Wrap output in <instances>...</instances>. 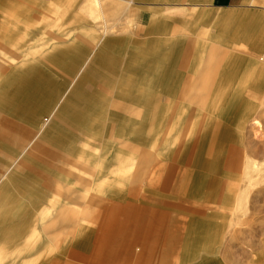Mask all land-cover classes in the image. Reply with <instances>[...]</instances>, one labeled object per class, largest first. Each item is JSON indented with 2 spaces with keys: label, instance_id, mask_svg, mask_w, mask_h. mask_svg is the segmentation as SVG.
I'll return each instance as SVG.
<instances>
[{
  "label": "rangeland",
  "instance_id": "374dc122",
  "mask_svg": "<svg viewBox=\"0 0 264 264\" xmlns=\"http://www.w3.org/2000/svg\"><path fill=\"white\" fill-rule=\"evenodd\" d=\"M106 1H101L103 13L98 16L89 13V1L70 0L67 7L78 16L70 33L87 28L97 37L102 21L109 18L115 26L106 38L117 41L114 48L121 50L120 68L126 66L124 61L133 50L146 48L149 39L170 44L181 39L189 42L187 36L196 35L202 50L220 51L221 56L231 52L236 63L243 59L237 78L230 79L221 97L225 100L221 103L231 107L219 117L196 101L195 86L180 94L181 88L173 83L182 79L179 55L163 56L153 75L157 86L143 85L150 81L139 78L150 79L146 77L148 59L155 58L146 54L140 57L144 71L99 73V83L104 85L94 80L79 88L73 103L59 105L74 89L73 81H84L82 72L74 79L95 44L84 47L82 62L66 70L62 63L48 61L47 53L37 47L44 35L66 40V35L60 37L52 28H70L59 15L64 5L51 14L31 11L20 0H0V264H161L159 260L167 257H161L168 248L167 232L177 218L187 220L189 228L177 238V255L163 264H264V92L260 86L237 92L245 64L253 61L264 67V55H256L250 46H236L242 43L240 39L213 29L207 17L191 13L189 6L159 7L165 13L151 20L160 23L150 24L146 13L150 6L137 3L132 23L120 16L119 7L107 10ZM14 26L21 29L11 30ZM218 32L224 37H218ZM186 50L183 67L191 69L195 48ZM23 60L31 61L32 71L53 78L57 86L52 88L58 90L53 101L52 95L30 86L25 72L14 71ZM261 84L264 88V78ZM247 105L244 113L249 117L243 125L245 119L233 118ZM58 107L66 119L59 118L64 126H51L50 116ZM221 130H227L226 134L220 135ZM154 169L168 170L171 176L162 175L165 182L151 189L143 173ZM102 174L125 175L126 180L109 192L98 185L107 184L99 178ZM172 174L184 175L182 184L191 176L188 184L195 188L190 192L185 181L186 188L172 189ZM203 181L204 187L200 186ZM124 206L136 212V234L142 239L126 241L120 253L90 261L87 257L95 249L94 238L103 222L133 216L113 209ZM84 208L89 213L83 214ZM143 209L151 214L138 213ZM64 217L72 221L64 231L58 230ZM117 227L112 223L106 231ZM144 227L148 229L142 232ZM191 227L195 230L187 233ZM205 231L209 238L199 239ZM67 232L72 234L70 241ZM82 233L93 240L86 246L76 245L77 253L68 256ZM149 248L156 251L157 263L149 260Z\"/></svg>",
  "mask_w": 264,
  "mask_h": 264
},
{
  "label": "crops",
  "instance_id": "0c3cea01",
  "mask_svg": "<svg viewBox=\"0 0 264 264\" xmlns=\"http://www.w3.org/2000/svg\"><path fill=\"white\" fill-rule=\"evenodd\" d=\"M87 1H89V4H91V6H89L91 7L89 9V13L91 15L99 16L100 13H103L102 5H101V1L103 0H87ZM115 1L117 3L114 2V0L106 1L105 5L110 7V8L108 7L107 10H117V8L119 7L118 11L120 12V16L125 15L126 20L129 19L132 21V23L136 17L134 12L136 10L135 6H137L136 5L137 3L142 5L146 4V6H150V8L146 9L147 17L149 18L150 24L153 23L151 17H153L155 14L165 13L166 9L164 11V9H161L159 7L164 6V7L185 8L186 6H189L192 8L191 13L197 14L201 18H203L204 16L207 17L206 20L213 23V27H212L213 29L215 28V30L223 31V32L227 31L229 33V37L234 38L235 41L236 39L237 40L240 39L242 43L236 44V46L237 45L245 46V47L250 46L251 48H253L254 53L256 55H258L257 53L264 55V0H136V1L115 0ZM20 3L24 4L27 8L31 9V11L41 10L43 12L51 13V14H54V10L57 9L59 6L64 5L65 7V9L62 10L59 15L63 19H66L69 22L68 24L70 28H66L63 25L52 26V28L58 30L61 33L60 37L66 35V40H64L63 38L59 39V38L51 37L49 35H44L42 38L43 42L37 44V47L41 48L43 52L47 53L46 56H48V61H54V62L58 61V63L63 64L66 70L71 71L73 68L76 67V65L82 62V57L86 55V50H84L85 49L84 47H88L89 45L93 46V44H95L94 46L95 51H92L90 53V56L84 61L83 65L79 69L74 79L76 81L77 78L84 73L83 76L81 77L82 79H84V81L79 80L75 83L73 81L70 84V86H73L74 89L71 91V93H69L67 96H64L63 99L60 100L59 105L61 103H73V101L76 100V98L78 97V91L82 90L79 88L83 87V85L86 84L89 86L90 82L94 80L97 81L98 83L99 80L102 81L101 78L97 77V74L99 73L107 75L109 72H116L118 74L119 72H126L130 70H131L130 72L132 73L142 69L144 71L146 68L142 67L143 63H141L142 59H140V57L146 54L149 56L154 55L155 58L148 59L149 61L150 60L151 61L150 62L148 61L147 70L149 72V76L146 77L150 79L147 78L143 79L141 77L139 78L140 82L150 81V83L141 82L143 85L157 86L155 84L157 80L153 79L154 78L153 75L155 72L157 73L158 68L160 67L159 65L161 64L160 62H162L163 56L179 55L181 59V64L179 66L178 71L182 79L180 81L178 80L173 83L181 88L180 94L183 91L185 92V90L187 91L188 88H193V86H195L197 89V96H198V99L196 101L202 102L203 103L202 106L203 108H205L206 111L219 117H222L224 113L226 114L227 110L230 109L231 107L230 103L222 104L221 102L225 100H223L221 97L227 91V85L230 79L233 78V80H235L237 78L236 74L238 71V65L243 62V59H241L239 63L238 62L236 63V61L231 56L232 54L231 52L227 53V55L223 54V56H221L222 53L220 51L218 52L212 50L209 51L202 50L201 47L203 45L197 42L195 38L197 36L193 34L191 36H187V38H189V42L187 40L183 41L181 39V40H177L174 43L169 42L170 44H167L166 41L155 42L149 39L146 44L147 47L144 49L141 48L138 50L137 49L133 50V54L128 56L127 57L128 59L127 60L125 59L124 61L126 66L124 68H120L119 55L121 50L117 49L116 47L114 48V44H116L117 41L115 40L111 41L108 38H106L107 35L112 31V29L115 26V23H109V21H111L109 18L108 19L105 18L102 21L101 25L99 26L102 33L97 37L92 30L87 28H81V30L78 33L72 34L70 33V31L74 29V25L77 23L78 16L67 7L70 5V0H49V1L20 0ZM12 20L16 21V19H12ZM115 21H117V19ZM124 22L126 21L124 20ZM154 23L157 24L160 22L156 21ZM16 29L20 30L21 28L17 26L11 27V30H16ZM221 36L222 35L218 32V37L221 38ZM223 37L224 36H222V38ZM18 38H20V36H18ZM187 38L185 37V39ZM150 43L152 44L150 45ZM186 47L195 48V50L192 51L195 53V57H193L190 60V63H192L193 65L191 69H189V67L186 68L183 67V64L187 62L186 54H188V51L186 50ZM219 63L223 64V66H220ZM19 64L22 67L16 68V70L14 71H21V73L25 72L28 79L30 80L27 81L30 84V86H32L35 90L44 91L47 96L52 95L51 99L53 101L58 92V90L54 91L52 88L54 86H57V84L53 82V78H51L50 75L48 74H41L39 72L32 71L34 65H32L31 61L29 60H23ZM205 65H208V69H206ZM245 65H246L244 67L245 70L242 76L240 77L239 83L237 84L238 86L237 92H239L238 95L242 94V92L245 89H247V87L251 89L250 88L251 86H254L256 88L260 86V91L263 93L264 88H263V84H261L262 79L264 78L263 65L260 64L259 66H257L254 64L253 61H249ZM219 66L221 68H219ZM175 70L177 69L174 68V71ZM185 71H190V72H188L187 75L184 77L183 73ZM80 72L82 73L80 74ZM126 74H128V72ZM104 84L105 83L101 82L98 85H104ZM168 101H170V99ZM235 102L238 103L239 100L235 98ZM245 109L248 111L249 105H247V107L243 106V108H241V112H242L241 115L240 113H238V115H235V117L233 118L234 120L245 119L246 121L243 123V125L247 122V119L249 117V115H245L244 113ZM56 111L57 113H55L54 110V114H51L50 116V120L52 119L51 126L62 124L59 118L63 120L65 119L59 115L60 113L58 112H61L59 110V107L58 109H56ZM56 115L57 118H55L54 120V117ZM255 124L257 125L258 122L256 121ZM67 126L69 127L71 125L68 124L66 125V127ZM232 130L233 129H231V131ZM226 131L227 130L225 131L221 130L220 135H225ZM233 132L235 131L233 130ZM39 136L41 135L39 134ZM38 143H41L40 140ZM38 143L36 145L34 144V146H37ZM37 148L39 149V147ZM168 160L169 162L173 161L171 157H169ZM144 167H149V166L147 164V166ZM117 171H119V169ZM164 174L171 176V174L168 173V170L164 172H158L157 169H154V172L143 173L145 177V182L148 184L147 186H149L151 189H154L155 186L165 182L162 176ZM183 177L184 175L178 177L177 175L172 174V178H173L172 182H174L172 183L173 184L172 189H176L177 187H179L178 189H180L181 185L182 187L186 188L185 185L186 184L185 181H186L187 188L191 192V190L195 188L193 187V185L188 184L191 176H186L187 180L185 181L183 180L184 183L182 184ZM99 178L100 179L105 178L107 184L98 183V185L102 189L106 188V191L109 192H113L115 188H120L122 186L121 183L126 180L125 175H112V174L111 175L102 174L99 176ZM204 181L202 182V184L200 183V186L204 187ZM200 186L198 188H200ZM214 188L215 185L210 187L208 192H210V190H214ZM222 193H224V190L220 191V194ZM220 198L221 196H219L218 200ZM113 209L117 214H124L128 216L133 215V216L127 218L124 221H119V219L117 218L110 220L107 218L103 222L104 226L101 228L102 231L98 232V234L95 235V237L97 238H94L96 241L95 249L92 252H90V254H88V257L87 254L85 253L87 259H90V261H98L100 259L103 260L102 259L103 257L109 254H113L114 252L120 253L118 252V250L122 248L123 244H125L126 241L129 244H131V243H136V240L138 241V239L139 240L142 239L140 233L136 234L137 226L139 225L138 223L139 220L138 217L136 216V212H132L134 210L131 209L130 207L128 208L127 206L121 208H113ZM81 212L83 214L89 213V211L86 210L85 208L82 209ZM146 212L147 209L146 210L143 209L141 212L138 213L144 215ZM148 212L146 214H151ZM70 218L71 217H67V218L64 217L63 218L64 221L60 223V228L58 230H63L67 228V226H69L72 221ZM112 223H117L118 226L117 229L115 230L110 229L109 231H106V229L110 227ZM175 223H172L174 224V226L170 228L169 232H167L168 229L166 230L168 248L163 252H161V257L164 256L167 257L161 258L159 260L161 264L166 262L165 261L166 258L168 260V258H170L171 256L174 257L177 255L178 252L177 244H176L177 238L180 234L186 231L187 228H189L188 227L189 222L187 220L184 222L183 220H179L177 218L175 220ZM145 227L141 230L142 232L147 231L148 228ZM194 228L195 227H191L187 233L193 232L192 230H195ZM70 234L71 233L67 232V236L69 238V239L67 238L68 241L71 240ZM146 237L147 236H144L143 238L146 239ZM208 238L209 236L207 231L201 232L199 234V239L205 240ZM91 240H93L91 235L89 236L85 233L78 234L76 236L73 249L70 248L68 251V256L71 255L73 257L77 253L75 251L76 245L86 246L87 243ZM147 252H148L147 254L152 256L149 260L152 261L153 263H157L158 259H157L156 251H153V248H149Z\"/></svg>",
  "mask_w": 264,
  "mask_h": 264
},
{
  "label": "bare ground",
  "instance_id": "6f19581e",
  "mask_svg": "<svg viewBox=\"0 0 264 264\" xmlns=\"http://www.w3.org/2000/svg\"><path fill=\"white\" fill-rule=\"evenodd\" d=\"M206 77V76H205ZM209 78V77H208ZM202 86H203V84H202ZM18 88V87H17ZM202 88V87H201ZM25 89V88H24ZM205 89V88H204ZM15 90V89H14ZM206 90V89H205ZM25 92V91H24ZM33 95V94H32ZM31 95V96H32ZM31 99V98H30ZM25 100V99H24ZM39 100V99H38ZM27 101H29V100H27ZM40 102V101H39ZM29 104V103H28ZM33 104V103H32ZM12 105V104H11ZM28 106V105H27ZM65 106V105H64ZM39 107H40V104H39ZM19 108V107H18ZM28 108V107H27ZM20 109V108H19ZM31 109V108H30ZM36 111V110H35ZM34 111V112H35ZM39 111H41V110H39ZM33 115H35V114H33ZM38 115V114H37ZM176 123V122H175ZM179 124V123H178ZM100 187V186H99Z\"/></svg>",
  "mask_w": 264,
  "mask_h": 264
}]
</instances>
